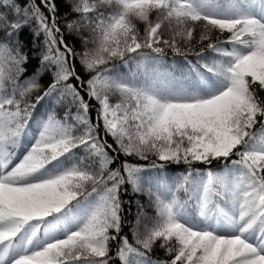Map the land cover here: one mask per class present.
<instances>
[{"label":"snow or ice","instance_id":"6c2138e0","mask_svg":"<svg viewBox=\"0 0 264 264\" xmlns=\"http://www.w3.org/2000/svg\"><path fill=\"white\" fill-rule=\"evenodd\" d=\"M0 264H264V0H0Z\"/></svg>","mask_w":264,"mask_h":264}]
</instances>
